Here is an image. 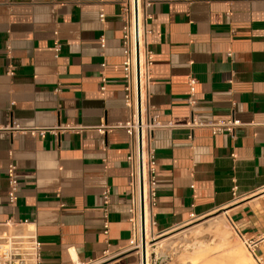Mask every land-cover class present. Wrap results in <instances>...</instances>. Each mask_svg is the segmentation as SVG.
Segmentation results:
<instances>
[{
  "label": "crops",
  "instance_id": "crops-1",
  "mask_svg": "<svg viewBox=\"0 0 264 264\" xmlns=\"http://www.w3.org/2000/svg\"><path fill=\"white\" fill-rule=\"evenodd\" d=\"M121 2L0 0V224L33 227L38 264L141 263L127 250ZM143 29L152 54L146 113L175 126L149 140L155 187L146 239L226 210L264 264V0H150ZM228 120L242 127L215 135L187 127ZM12 126L33 131L5 129ZM10 163L19 179L14 207L6 198ZM138 227L141 236L136 195L135 234Z\"/></svg>",
  "mask_w": 264,
  "mask_h": 264
},
{
  "label": "built area",
  "instance_id": "built-area-1",
  "mask_svg": "<svg viewBox=\"0 0 264 264\" xmlns=\"http://www.w3.org/2000/svg\"><path fill=\"white\" fill-rule=\"evenodd\" d=\"M122 46H123V80H124V103L125 106L130 110L129 121L124 126L125 133L129 140V155L127 157V162L130 168V195H131V224H132V238L128 243V246H132L135 241V193H134V178H135V167L136 163L138 165H145L146 168V183L148 189V203L151 206L152 199L154 197V187H155V156L153 151L149 147V140L151 135L155 130L161 129H172L175 128L170 122H159L152 119L146 113V86H147V72L149 67L152 65V54L145 49L144 41V29H143V12L144 6L150 3V0H140L139 5L142 12V34L139 35V26L137 23L138 31V42L141 41L142 46L136 48V54L139 56V78H140V96L138 100L137 93V58L133 54V44H132V23L129 13L130 0H122ZM102 19V17H101ZM101 48H104V39L101 38ZM105 77H101V88L103 92L105 90ZM195 80L190 78L188 81L190 96L188 99V104L194 105L193 94ZM135 99L137 101V110L134 109ZM144 105V118L145 125L139 126L141 120V107ZM140 109V112H139ZM140 115V116H139ZM140 117V118H139ZM187 127L190 129L197 127L210 128L212 134L229 133L233 134L235 129L242 127L239 122L234 120L221 121V122H211L207 124L198 123L192 121ZM13 132H32L28 128H22L19 126H12L10 128H5ZM42 131V130H41ZM141 132V133H140ZM139 133L141 134V150L142 158L140 159L139 153ZM6 179H7V191L6 198L7 204L10 207H14L17 200V194L19 191V179L17 175V168L13 163L8 164L6 168ZM103 203H108V190L103 192ZM193 217V216H192ZM196 218H193L195 220ZM2 229L0 232V264H38L39 260V242L37 240L35 231L28 222H16L10 221L0 224ZM109 229V223L106 219L103 224V234L107 235ZM235 229V228H234ZM239 235V234H238ZM243 244L247 250L252 254L255 261L261 264L252 253V244L242 239ZM141 264V263H140Z\"/></svg>",
  "mask_w": 264,
  "mask_h": 264
},
{
  "label": "rangeland",
  "instance_id": "rangeland-1",
  "mask_svg": "<svg viewBox=\"0 0 264 264\" xmlns=\"http://www.w3.org/2000/svg\"><path fill=\"white\" fill-rule=\"evenodd\" d=\"M225 212L215 211L164 235L151 231L149 242L146 239L147 264H258ZM141 246L138 227L127 250L141 254Z\"/></svg>",
  "mask_w": 264,
  "mask_h": 264
},
{
  "label": "bare ground",
  "instance_id": "bare-ground-1",
  "mask_svg": "<svg viewBox=\"0 0 264 264\" xmlns=\"http://www.w3.org/2000/svg\"><path fill=\"white\" fill-rule=\"evenodd\" d=\"M139 2H140V0H130V8H129L130 18H131V23H132L133 54L135 56V59L137 58L136 48L142 46L141 41L138 42V37H139V35L141 36V34H142V12L140 9ZM140 16H141V25L139 23ZM136 17H137V23L139 26V35H138V31H137L138 27L136 28ZM134 104H135L134 109L137 110L136 99H135ZM141 115L142 116H141V120H140V124H139L140 127L145 125L144 105H142V107H141ZM146 176H147V174H146L145 165H138V162H137L136 167H135V178H134L135 206H136V195H137V203H138V201H140L141 243H142V238H143V241H145V258H146L145 219L148 215V211L150 214ZM142 199H143V203H144V219L143 220H142V210H141ZM145 205H147L146 208H145ZM135 228H136V212H135ZM150 228H151V218H150ZM147 242H149L148 237H147ZM141 251H142V246H141ZM147 252H148V250H147ZM147 257H148V254H147ZM245 260L247 261L249 259H245Z\"/></svg>",
  "mask_w": 264,
  "mask_h": 264
},
{
  "label": "water",
  "instance_id": "water-1",
  "mask_svg": "<svg viewBox=\"0 0 264 264\" xmlns=\"http://www.w3.org/2000/svg\"><path fill=\"white\" fill-rule=\"evenodd\" d=\"M136 28H137V17H136ZM137 93H138V100H139V96H140V78H139V56L138 55H137ZM139 112H140V109H139ZM140 133H139V153H140V159H141L142 158V150H141V139H140L141 134ZM141 210H142V220H143L144 219V203H143V199H142V202H141ZM141 264H146L145 241H143V238H142Z\"/></svg>",
  "mask_w": 264,
  "mask_h": 264
}]
</instances>
